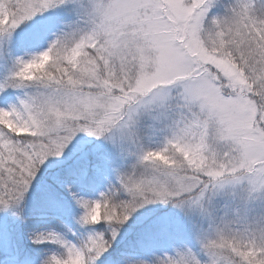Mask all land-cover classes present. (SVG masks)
<instances>
[{
  "label": "snow or ice",
  "instance_id": "1",
  "mask_svg": "<svg viewBox=\"0 0 264 264\" xmlns=\"http://www.w3.org/2000/svg\"><path fill=\"white\" fill-rule=\"evenodd\" d=\"M0 264H264V0H0Z\"/></svg>",
  "mask_w": 264,
  "mask_h": 264
},
{
  "label": "rangeland",
  "instance_id": "2",
  "mask_svg": "<svg viewBox=\"0 0 264 264\" xmlns=\"http://www.w3.org/2000/svg\"><path fill=\"white\" fill-rule=\"evenodd\" d=\"M55 219H56L55 216H49V217L43 218L42 226H44V227H57L58 224H57Z\"/></svg>",
  "mask_w": 264,
  "mask_h": 264
},
{
  "label": "trees",
  "instance_id": "3",
  "mask_svg": "<svg viewBox=\"0 0 264 264\" xmlns=\"http://www.w3.org/2000/svg\"><path fill=\"white\" fill-rule=\"evenodd\" d=\"M53 219V218H52ZM56 220V219H55ZM56 222H57V220H56Z\"/></svg>",
  "mask_w": 264,
  "mask_h": 264
}]
</instances>
